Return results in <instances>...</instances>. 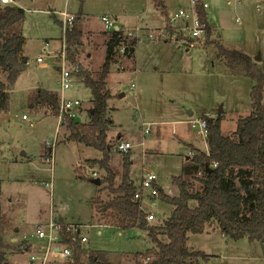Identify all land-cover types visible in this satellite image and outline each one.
I'll return each mask as SVG.
<instances>
[{"label": "rangeland", "instance_id": "obj_1", "mask_svg": "<svg viewBox=\"0 0 264 264\" xmlns=\"http://www.w3.org/2000/svg\"><path fill=\"white\" fill-rule=\"evenodd\" d=\"M164 1L165 10L157 9L155 0H18L10 4L25 10L24 22L15 25L11 33L25 37L23 53L28 66L10 89L7 112L0 113V223L9 264H29L33 245L42 244L34 236L36 227L61 218L64 224L81 226L88 238L83 248L89 253L105 252L111 264H140L142 256H152L147 254L153 244L146 232L104 226L96 217L93 200L109 199L107 184L91 182L107 177V171L92 162L102 159L103 154L68 141L66 125L59 127L57 116L46 107L31 109L29 105L38 89H46L63 99L79 100L82 106L76 120L90 121L91 90L83 83L62 90L55 63L58 58L53 57L63 42V27L56 21L62 19L60 13L75 17L83 14L79 25L83 22L88 29L76 58L96 78L111 33L101 23L104 15L118 19L126 34L134 31L141 36L149 29L167 26L171 20L175 26L170 35L190 34L188 29L181 30L187 21L175 14L179 10L192 12L191 0ZM204 1L209 4L205 13L212 30L199 47L147 41L138 44L136 62L117 49V62L113 70L111 67L107 85L113 95L108 102V117L113 123L109 132V141L114 145L110 168L116 186L123 181L125 157L132 163L130 181L140 185L142 153L146 152V168L157 174L159 187L174 195L172 178L182 174L189 142L202 149L207 145L205 138L190 130L187 121L205 116L215 120L221 112V129L230 134L236 131L239 119L252 113L255 81L232 72L218 59L217 45L206 46V42L214 40L248 55L264 73V0ZM191 24L189 21V27ZM40 54L46 56V65L37 63ZM1 79L6 82L5 76ZM24 115L29 121L23 120ZM143 128H149L150 133L145 134ZM121 141L134 145L132 151L118 153L115 147ZM93 171H97L96 178L92 177ZM149 193L146 190L143 194L142 209L155 216L151 224L161 225L171 217L173 207L157 199L150 201L146 197ZM191 206L196 203L191 202ZM24 245H29V250L20 252ZM188 248L208 256L200 258V264H264V244L246 238L232 240L215 222L202 235L189 234Z\"/></svg>", "mask_w": 264, "mask_h": 264}, {"label": "trees", "instance_id": "obj_2", "mask_svg": "<svg viewBox=\"0 0 264 264\" xmlns=\"http://www.w3.org/2000/svg\"><path fill=\"white\" fill-rule=\"evenodd\" d=\"M155 4L159 9H165L162 0H155ZM197 12L200 20L207 23L201 2L197 4ZM82 16V13L77 15L72 31L67 34V54L69 62L80 67L79 77L92 92L93 106L89 110L88 123L68 120L66 138L103 154L102 159L92 161L107 171V177L101 180V185L107 184L109 199L104 201L98 198L92 202L99 222L124 231L146 232L153 244L147 253L152 255L149 264H200V258L206 259L208 256L189 250V234L206 233L212 222L217 223L222 234L232 240L246 238L252 243L261 242L264 239V73L258 64L242 52L229 50L217 41L207 40L206 46L217 45L218 59L232 72L255 81L251 95L253 110L251 115L237 121L236 131L230 134L221 129V114L215 120L203 117L208 124V153L192 149L195 155L184 162L182 174L172 178L171 184L176 191L174 195L167 194L159 185H155L159 193L157 200L173 207V212L161 225H153L135 199L136 188L130 181L132 163L129 157L124 158V175L120 185L114 184L116 179L110 168L114 145L109 141L113 123L108 117V102L113 95L107 87L108 77L111 67L117 62L118 50L129 46L131 53L126 57H134L137 40L126 36L123 30L111 32L105 61L95 78L76 58L82 44L79 25ZM25 18L23 8L2 5L0 0V113L7 112L10 89L28 66V59L23 53L25 37L11 33L13 27L24 22ZM166 29L171 31L170 26ZM211 30L208 25V38ZM1 76L6 77V82ZM29 106L31 109L46 107L50 114L56 116L60 96L40 88ZM49 151L48 155L51 156L53 150L50 148ZM191 202H195L196 206H191ZM67 236L71 237L69 233ZM4 248L0 223V264H9ZM28 250L29 245H24L20 252ZM76 253L77 264H111L107 262L105 252H85L80 244L76 245ZM84 258L86 262L82 260Z\"/></svg>", "mask_w": 264, "mask_h": 264}, {"label": "built area", "instance_id": "obj_3", "mask_svg": "<svg viewBox=\"0 0 264 264\" xmlns=\"http://www.w3.org/2000/svg\"><path fill=\"white\" fill-rule=\"evenodd\" d=\"M199 2H201V6L204 11L209 8V4L204 0H191V4L194 7L192 12L188 13L184 10H179V12L175 14L176 18L182 17L187 21V24L184 25V28L181 30L186 31L188 29L190 34L182 37H174V35H170V31L166 29L168 26H170L171 28L175 26L172 23V20L167 23V26L165 28L149 29L146 34H143L141 36L140 34L135 33L134 31H131L126 34L123 28L120 27L118 19L108 15L102 16L101 23L108 32L123 30V32L127 36H129L130 38H135L137 40V44L145 43L147 41H166L173 42L180 48L187 47L191 49L202 45V42L204 41L207 33L208 24L202 22L198 16L197 4ZM1 3L4 5H10L14 4L15 1L1 0ZM60 14L62 17L61 24L63 27V42L61 45V49L57 50L53 54V57L56 56V58H58V60H55V63L57 69L60 72L62 90L66 91L72 88L75 84H80L83 82L79 77L80 67L78 65L71 64L68 60L67 54L66 37L67 34L73 29L76 17L75 15L66 12ZM189 21L192 22L191 27H189L188 25ZM47 46L48 43H46L45 49L47 48ZM119 52H121L122 55H128L131 53L129 46L121 47L119 49ZM36 61L41 65H46V56L44 54H40L36 58ZM131 88L133 90L136 88V84L133 79L131 82ZM81 106L82 103L77 99H63L60 96V107L56 115L58 118L59 127L67 125L69 119L76 120L77 114ZM23 120L29 121V117L27 115H24ZM30 124L33 126L32 121L30 122ZM187 124L189 125L191 131L196 132L198 137L205 138L207 141L208 124L204 119L189 120ZM143 131L145 134L150 133L149 128H143ZM52 146L54 147L55 143H53ZM133 148L134 145L130 144L129 142L121 141L116 144L115 150L118 153H129L132 151ZM51 149L53 150V148ZM145 154L146 152L142 153L143 164L141 167L140 185L137 186L135 183H133V181H131V184H133L136 188L135 199L140 203V206L143 194L146 190L150 192L146 196L147 199H149L150 201H155L159 195L158 190L155 187V185H158L157 174L151 169L146 168L144 161ZM194 155L195 151L190 150L189 157H193ZM213 166L216 167L217 164L214 163ZM92 177H97V171L92 172ZM165 192L169 195H173L172 191ZM147 219L149 222H152L155 220V216L152 213H147ZM67 233H69L71 237L67 236ZM34 236L40 242H42V244L39 246L33 245V251L29 253V264H76V245L80 244L83 247V245L88 243V238L82 233L81 226L74 224H64L56 220H53L51 223L49 222L45 225H38L36 227ZM66 240H69L70 242L67 243ZM151 260V256H142L140 264H149Z\"/></svg>", "mask_w": 264, "mask_h": 264}, {"label": "crops", "instance_id": "obj_4", "mask_svg": "<svg viewBox=\"0 0 264 264\" xmlns=\"http://www.w3.org/2000/svg\"><path fill=\"white\" fill-rule=\"evenodd\" d=\"M163 1V4H164V7H165V9H166V5H165V1L164 0H162ZM156 5V4H155ZM156 8L157 9H159L157 6H156ZM164 9V10H165ZM159 10H161V9H159ZM84 20H86L85 18H84ZM61 22V20H59V23ZM166 26V25H165ZM165 26H161V27H156V28H153V29H161V28H163V27H165ZM88 28L87 27H85V23H83L82 22V24H81V30H82V36L84 35V33L86 32V30H87ZM165 43H167L166 41H164ZM134 61H135V55H134ZM105 61V60H104ZM136 62V61H135ZM58 70V69H57ZM113 70V69H112ZM59 71V70H58ZM46 90V89H45ZM54 93H56V92H54ZM58 95H59V93H57ZM60 96V95H59ZM191 115H193V113L191 114ZM188 122V121H187ZM199 149V150H203V151H205V152H207L208 151V144L206 145V147H205V149H202V148H199V146H197L195 143H193V142H189V149L190 150H192V149ZM147 154V153H146ZM190 157L188 156V157H186V159L183 161V164H184V162L186 161V160H188ZM57 220V219H56ZM59 220V222H62V223H64L63 222V219L61 218V219H58ZM19 231V230H18ZM139 234V233H138ZM30 243H32V242H30Z\"/></svg>", "mask_w": 264, "mask_h": 264}, {"label": "water", "instance_id": "obj_5", "mask_svg": "<svg viewBox=\"0 0 264 264\" xmlns=\"http://www.w3.org/2000/svg\"><path fill=\"white\" fill-rule=\"evenodd\" d=\"M112 69H113V66H112ZM121 97H123V95H121ZM192 113L190 112V115H191ZM221 114V112L219 113V115ZM25 155V153H23V155L22 156H24ZM93 184H95V185H101V180L100 179H93L92 181H91ZM140 234V233H139ZM261 244L263 245L264 244V239L261 241ZM88 250H86L85 249V252H87Z\"/></svg>", "mask_w": 264, "mask_h": 264}]
</instances>
